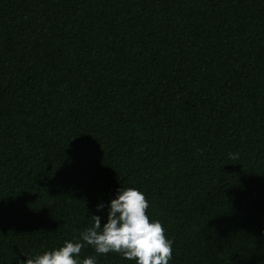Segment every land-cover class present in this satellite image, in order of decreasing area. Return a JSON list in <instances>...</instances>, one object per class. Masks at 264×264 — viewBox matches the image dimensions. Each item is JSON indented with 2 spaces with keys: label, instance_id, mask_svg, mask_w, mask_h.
<instances>
[{
  "label": "trees",
  "instance_id": "16d2710c",
  "mask_svg": "<svg viewBox=\"0 0 264 264\" xmlns=\"http://www.w3.org/2000/svg\"><path fill=\"white\" fill-rule=\"evenodd\" d=\"M129 187L169 264H264V0H0V264Z\"/></svg>",
  "mask_w": 264,
  "mask_h": 264
},
{
  "label": "clouds",
  "instance_id": "9594fccd",
  "mask_svg": "<svg viewBox=\"0 0 264 264\" xmlns=\"http://www.w3.org/2000/svg\"><path fill=\"white\" fill-rule=\"evenodd\" d=\"M237 159L238 154H230ZM97 205V211L103 208ZM146 196L136 188L118 189L115 199L107 205L106 223L92 216V225L79 233L75 241H65L62 247L42 255L25 256L23 264H97V257L115 253L135 264H169L173 241L165 235L159 220H150ZM91 247L95 255L81 258V252Z\"/></svg>",
  "mask_w": 264,
  "mask_h": 264
}]
</instances>
